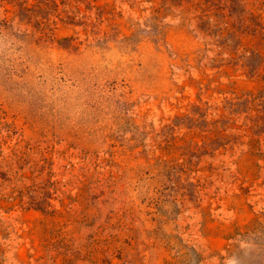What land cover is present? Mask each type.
Listing matches in <instances>:
<instances>
[{"label": "rangeland", "instance_id": "374dc122", "mask_svg": "<svg viewBox=\"0 0 264 264\" xmlns=\"http://www.w3.org/2000/svg\"><path fill=\"white\" fill-rule=\"evenodd\" d=\"M240 3L254 31L206 0H0V264H264Z\"/></svg>", "mask_w": 264, "mask_h": 264}, {"label": "trees", "instance_id": "16d2710c", "mask_svg": "<svg viewBox=\"0 0 264 264\" xmlns=\"http://www.w3.org/2000/svg\"><path fill=\"white\" fill-rule=\"evenodd\" d=\"M206 2L209 4L208 8L214 10V16L234 33H245L246 29L252 28V26H254L253 31L256 29L257 24L252 17L245 14L240 0H206ZM260 40V46L248 52L245 66L253 71L260 69L264 73V33Z\"/></svg>", "mask_w": 264, "mask_h": 264}]
</instances>
